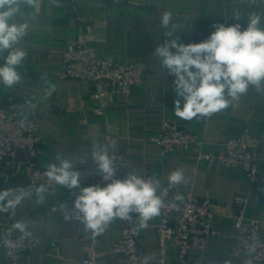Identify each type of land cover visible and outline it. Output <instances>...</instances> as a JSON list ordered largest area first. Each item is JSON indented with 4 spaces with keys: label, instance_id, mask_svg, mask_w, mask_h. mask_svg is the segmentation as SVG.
Returning a JSON list of instances; mask_svg holds the SVG:
<instances>
[{
    "label": "crops",
    "instance_id": "1",
    "mask_svg": "<svg viewBox=\"0 0 264 264\" xmlns=\"http://www.w3.org/2000/svg\"><path fill=\"white\" fill-rule=\"evenodd\" d=\"M165 11H171L173 22L181 25L180 32L172 37L165 36L168 29L161 25ZM236 11L243 21H248L253 12L264 18V0H60L59 7L50 0H36L34 6L24 8L23 19L29 28L20 45L27 51L18 68L22 79L11 89L0 85V108H14L31 115L41 129L46 163H55L56 153L72 158L82 176L81 187L90 186V179L96 174L92 144H106L105 137L110 135L118 141L115 152L118 160L127 165L149 164L162 187H167L171 171H184L188 183L171 189L169 197L180 194L185 198L192 193L210 198L221 214L230 213L234 199L242 197L249 201L246 217L264 220V87L260 90L250 87L238 101L211 116L184 120L175 115V100L180 99L183 105V99L174 90L175 78L160 67V60L154 56L157 45L166 39L178 38L182 42L187 37L208 35L215 30L214 25L234 19ZM81 33L88 37V46L98 57L113 59L118 64H139L146 71L145 84L129 96H114L105 116L95 112L98 102L91 97L88 84L57 76L62 69L65 46L76 41ZM50 84L56 90L46 97ZM28 102L37 105L34 112L28 111ZM164 120L188 121L195 135L204 141V151L212 154L248 131L260 142L258 183L251 185L237 169L219 165L208 168L198 163L193 148L173 153L162 163L160 149L153 139ZM84 156L87 163H79ZM13 187L28 185L19 175L0 169V190ZM72 193H79V189L62 186L57 195L46 193L43 204H37L33 196L24 200L14 215L0 213L6 222L2 237L17 221L34 222L29 230L41 237L39 250L21 255L16 263L7 258L0 245V264H81L89 232L77 221H65L62 209L51 211L54 206L60 209L62 203L66 205ZM156 223L154 218L149 221V228L139 232L143 259L155 257L150 264L159 260ZM214 225L218 235L209 239L204 251L190 253V264H244L246 259H252L249 255L231 256L232 220L222 216L215 219ZM121 235L119 229L104 234L101 250L106 255L102 263L113 258L112 247ZM260 239L264 242V230ZM166 264H178L175 252L167 255Z\"/></svg>",
    "mask_w": 264,
    "mask_h": 264
},
{
    "label": "clouds",
    "instance_id": "2",
    "mask_svg": "<svg viewBox=\"0 0 264 264\" xmlns=\"http://www.w3.org/2000/svg\"><path fill=\"white\" fill-rule=\"evenodd\" d=\"M56 7L60 0H50ZM255 2V0H253ZM36 0H0V85L14 88L21 82L18 68L23 64L27 51L21 42L28 33L29 23L23 19L24 8L34 6ZM232 17L240 19L239 11ZM19 18V19H18ZM246 29L236 23L214 25L215 30L209 37L198 43H182L178 38L166 39L157 45L154 56L160 60V67L173 76L175 93L183 99L175 100V115L184 120H192L197 116H211L228 108L233 101L255 87H264V18L261 14L250 13L247 17ZM161 25L168 29L165 34L172 37L180 32L181 25L173 22L171 11L161 16ZM173 49L175 51H173ZM56 86L49 85L45 96L55 92ZM37 105L28 102L27 109L34 112ZM28 115H22L21 123H27ZM111 149L105 143H93L91 158L96 164L94 171L106 181L105 186H80L81 173L75 169L72 158H65L60 153L55 155V163L47 165L44 175L55 185L68 189H79L72 209L65 204L60 209L55 206L52 212L63 210L65 221H77L83 225L91 238L102 235L115 220L130 224L137 223L136 231L149 228V221L158 217L165 206V198L169 191L181 184L188 183L182 169L171 171L167 176V187H162L161 180L156 177H144L136 171H129L124 179L115 178L119 157L110 154ZM79 163H87L86 156ZM45 186L31 185L0 190V213L15 214V209L26 199L35 197L37 204L46 200ZM180 194L174 200L182 202ZM178 207V205H174ZM132 214H136L133 216ZM34 222L17 221L11 225L12 230L21 233V239L29 238L33 233L29 230ZM3 243L15 248L16 243L5 239ZM253 243L247 249L249 257L256 251ZM154 256H146L143 264H150ZM230 264V262H228ZM244 264H253L246 259Z\"/></svg>",
    "mask_w": 264,
    "mask_h": 264
},
{
    "label": "built area",
    "instance_id": "3",
    "mask_svg": "<svg viewBox=\"0 0 264 264\" xmlns=\"http://www.w3.org/2000/svg\"><path fill=\"white\" fill-rule=\"evenodd\" d=\"M236 23L241 24L243 30L246 29L248 21L224 19L219 24L231 26ZM210 34L187 37L182 43L202 42ZM88 41V37L81 33L76 41L65 46L62 69L57 76L88 84L91 97L98 102L95 112L105 116L114 96H129L133 90L145 84L146 71L139 64H118L113 59L98 57L88 46ZM22 115L21 111L14 108H0V166L7 173L19 175L28 186L43 185L47 189V194L57 195L62 186L49 182L44 175L48 163L44 160L40 126L31 115H28L27 123H21ZM105 141L110 146V154L115 155L118 148L117 139L107 135ZM153 142L160 149L162 163H165L173 153L193 148L197 152L198 163L208 168L219 165L237 169L251 185H256L259 181L260 142L248 131L229 140L222 151L212 154L204 151V141L195 135L188 121L164 120ZM117 163L115 174L117 179H124L129 171L133 170L144 177L158 178L149 164L127 165L119 160ZM90 183L105 186L107 182L96 173L91 177ZM76 194L78 193L68 196L66 202L68 209H72ZM248 206V199L237 197L233 201L231 212L221 214L213 206L210 198H199L189 193L182 202H178L167 196L161 214L155 218L159 252L157 264H166V257L170 252L177 254L178 264H190V253L193 250L204 251L208 247L209 239L218 235L214 221L222 216L232 220L234 224V233L231 235V256L238 258L248 255L247 249L251 244L256 243V251L251 256L253 264H264V242L260 239L264 230V220L248 219L246 217ZM5 227L4 216L0 214V245L4 247L7 258L13 263H16L21 255L33 254L39 250L40 236L33 234L29 238L21 239L19 231L12 230L9 235V229L2 237ZM137 227V223L130 224L117 219L94 240L89 233V241L84 249L81 264H143V249L139 243L140 230L136 231ZM115 229H119L122 235L112 247L113 258L102 263L101 259L106 255L101 250L103 236ZM5 239L11 240L17 246L15 248L6 246L3 243Z\"/></svg>",
    "mask_w": 264,
    "mask_h": 264
},
{
    "label": "water",
    "instance_id": "4",
    "mask_svg": "<svg viewBox=\"0 0 264 264\" xmlns=\"http://www.w3.org/2000/svg\"><path fill=\"white\" fill-rule=\"evenodd\" d=\"M0 169L2 170V166H0Z\"/></svg>",
    "mask_w": 264,
    "mask_h": 264
}]
</instances>
